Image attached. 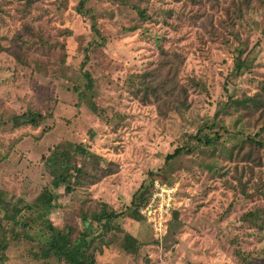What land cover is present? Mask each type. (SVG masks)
Here are the masks:
<instances>
[{
    "label": "rangeland",
    "instance_id": "1",
    "mask_svg": "<svg viewBox=\"0 0 264 264\" xmlns=\"http://www.w3.org/2000/svg\"><path fill=\"white\" fill-rule=\"evenodd\" d=\"M79 3L0 0V264H264V0ZM156 180L161 232L96 219Z\"/></svg>",
    "mask_w": 264,
    "mask_h": 264
},
{
    "label": "trees",
    "instance_id": "2",
    "mask_svg": "<svg viewBox=\"0 0 264 264\" xmlns=\"http://www.w3.org/2000/svg\"><path fill=\"white\" fill-rule=\"evenodd\" d=\"M88 0H80L79 6H78V12L80 14H87L88 11H86L85 5ZM93 30L99 35L101 34L99 28L96 26L95 22H93L92 26ZM235 69L239 73L242 71V69L245 67L246 62L245 60H242L241 58L236 59L235 63ZM89 74V73H88ZM149 87V86H148ZM35 113H31V116H33L30 120H27L28 123L31 124H37L36 120L34 119ZM22 121V119H21ZM23 122V121H22ZM25 123V122H23ZM76 149H80L82 153L87 154V156H90V154H93L90 152V150H86L82 145L78 144ZM182 153L181 148H177L172 154H169L167 156V159H174L177 156H179ZM95 155V154H93ZM77 170L80 172L81 169L77 167ZM153 186V184H152ZM152 186L147 187L144 184H142L137 191L133 194L132 199H131V205L124 211V212H119L115 213L112 212V214L107 213V214H100L96 216L97 220H103L106 219L107 222L112 220L113 218H119L125 214L129 215L130 217L134 219H138L140 216L142 217L140 213V209L142 206H144L147 201L150 198V193L152 192ZM50 228H53V226H50ZM127 237L132 240L131 242V247L134 248V243L137 240L135 236L132 234H127ZM73 245V246H71ZM90 246L89 241H84L82 239H78V242L75 243H70L69 240H66V238L62 235V233H59L57 235H54L52 237V240L50 242L49 250H55L56 253H59L60 256H62L68 263L70 264H95V259L94 257L88 258L87 251L85 252V249ZM129 246H125L126 250L131 249ZM137 250V249H136ZM130 251V250H129Z\"/></svg>",
    "mask_w": 264,
    "mask_h": 264
},
{
    "label": "built area",
    "instance_id": "3",
    "mask_svg": "<svg viewBox=\"0 0 264 264\" xmlns=\"http://www.w3.org/2000/svg\"><path fill=\"white\" fill-rule=\"evenodd\" d=\"M153 188L151 197L141 207L140 213L155 231L161 232L166 227L170 212L175 209L174 197L177 194V189L174 185L159 180L153 183Z\"/></svg>",
    "mask_w": 264,
    "mask_h": 264
}]
</instances>
